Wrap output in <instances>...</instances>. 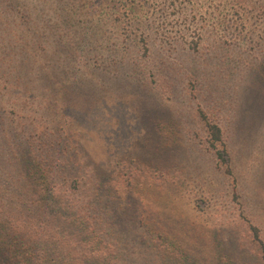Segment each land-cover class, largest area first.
I'll use <instances>...</instances> for the list:
<instances>
[{"label": "rangeland", "instance_id": "1", "mask_svg": "<svg viewBox=\"0 0 264 264\" xmlns=\"http://www.w3.org/2000/svg\"><path fill=\"white\" fill-rule=\"evenodd\" d=\"M58 127L109 159L140 231L164 230L144 244L99 224L110 264H192L181 245L196 264H264V0H0V207L25 210L20 152L58 169ZM81 233V250L66 239L77 252Z\"/></svg>", "mask_w": 264, "mask_h": 264}, {"label": "trees", "instance_id": "2", "mask_svg": "<svg viewBox=\"0 0 264 264\" xmlns=\"http://www.w3.org/2000/svg\"><path fill=\"white\" fill-rule=\"evenodd\" d=\"M199 112L209 135V144L215 147L217 161L223 165L227 174L232 175L226 148L217 149L215 145L221 141V127ZM53 132L57 134L56 144L53 146L49 143L47 146L49 150L53 149L55 159L61 157L58 158L60 163L57 170L51 168V154L45 153L46 157H41L29 152L30 149L20 152L16 164L11 167L15 174L12 176L15 181L13 184L17 188L20 186L22 194L27 196L21 200V203L24 201L25 209L20 210L21 213L14 210V207H0V264H110L108 250L112 244L109 241L104 245L99 243L102 238L100 233L104 234L99 224L107 226L108 231L111 229L109 234L114 235V240L131 235L134 239L141 238L144 244L156 236V231H164L151 226L139 230L142 220L138 213V201L121 206L116 193L112 195V192L117 191L114 185L118 180L114 178V166L109 159L106 162L94 158L89 150H84L80 143L84 141L78 130L69 128L65 131L58 127ZM21 149L24 150L22 146ZM130 162H134V159L131 158ZM59 171L65 174H59ZM73 183L76 184L74 189ZM34 206L39 208L36 216H32L29 211ZM101 208L105 210V218L99 216V213H103ZM83 226L86 227L85 233ZM79 228H82L81 235L86 237L83 251L88 254L77 252L66 240L74 236V245L81 250L78 244L81 240ZM252 231L264 252V242L257 227L252 226ZM94 246L99 249L93 250ZM177 247L171 244L169 249ZM181 247L184 250L179 247L178 251L182 263L190 261L196 264V258ZM217 263L230 262L218 260Z\"/></svg>", "mask_w": 264, "mask_h": 264}]
</instances>
